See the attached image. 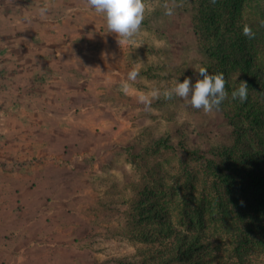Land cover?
<instances>
[{
    "label": "rangeland",
    "instance_id": "374dc122",
    "mask_svg": "<svg viewBox=\"0 0 264 264\" xmlns=\"http://www.w3.org/2000/svg\"><path fill=\"white\" fill-rule=\"evenodd\" d=\"M147 2L155 10L137 47L119 45L86 0H0V264H134L150 247L122 236L116 215L150 194L167 202L176 230L211 242L207 264L235 262L209 183L193 223H179L185 170L203 166L187 150L212 159L232 142L221 108L204 114L161 96L148 109L136 98L202 79L209 58L191 1L176 0L172 16L162 7L171 0Z\"/></svg>",
    "mask_w": 264,
    "mask_h": 264
},
{
    "label": "trees",
    "instance_id": "16d2710c",
    "mask_svg": "<svg viewBox=\"0 0 264 264\" xmlns=\"http://www.w3.org/2000/svg\"><path fill=\"white\" fill-rule=\"evenodd\" d=\"M190 1L193 31L209 58L206 68L210 74L223 73L226 81L229 95L220 108L233 139L211 153L212 159L187 150L202 159L203 166L202 170H185L182 188L186 194L179 216L183 222L179 223H193V207L207 201L209 183L220 193L221 227L235 259L229 264H264V28L259 25L264 19V0ZM245 24L256 33L254 39L242 34ZM241 81L249 86L243 103L231 98ZM150 197L116 215L122 236L150 247L142 250L134 264H207L205 259L215 258L207 238L191 230H176L167 202L155 194ZM195 216L205 222L202 213Z\"/></svg>",
    "mask_w": 264,
    "mask_h": 264
},
{
    "label": "clouds",
    "instance_id": "9594fccd",
    "mask_svg": "<svg viewBox=\"0 0 264 264\" xmlns=\"http://www.w3.org/2000/svg\"><path fill=\"white\" fill-rule=\"evenodd\" d=\"M212 4L216 0H211ZM88 8L102 16L105 27L108 33L115 34L119 45L130 46L137 44L135 37L141 32V25L145 19L146 13H150L155 9L147 0H86ZM182 4H177L176 0H171V3H164V15L172 16L174 9ZM47 12V6L40 9V15L43 17ZM261 28H264V19L259 21ZM242 34L254 39L256 33L252 28L245 24L242 28ZM163 46V42H161ZM197 72L202 79H197L194 85L190 78H185L182 83L176 82L171 87H166L163 91L159 88H152L150 91L139 93L137 95L138 103L143 104L150 109L151 103L161 96L165 100H171L173 97L181 98L185 105L191 106L194 109L202 110L204 114H212L218 111L221 104L228 97V92L225 89V78L223 73L210 74L206 67H199ZM139 76V68L134 67L128 72L127 79L121 82L120 91L128 95L131 90L129 81H135ZM249 86L247 82L241 81L239 86L231 92L233 100L239 99L241 103L248 98Z\"/></svg>",
    "mask_w": 264,
    "mask_h": 264
}]
</instances>
